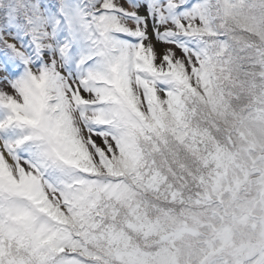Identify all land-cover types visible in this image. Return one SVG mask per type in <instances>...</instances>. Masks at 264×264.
<instances>
[{
  "label": "snow or ice",
  "instance_id": "6c2138e0",
  "mask_svg": "<svg viewBox=\"0 0 264 264\" xmlns=\"http://www.w3.org/2000/svg\"><path fill=\"white\" fill-rule=\"evenodd\" d=\"M0 264H264V0H0Z\"/></svg>",
  "mask_w": 264,
  "mask_h": 264
}]
</instances>
